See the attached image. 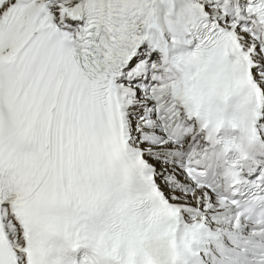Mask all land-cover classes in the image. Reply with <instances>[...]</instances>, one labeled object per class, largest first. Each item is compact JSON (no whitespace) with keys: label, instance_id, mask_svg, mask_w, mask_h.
<instances>
[{"label":"snow or ice","instance_id":"obj_1","mask_svg":"<svg viewBox=\"0 0 264 264\" xmlns=\"http://www.w3.org/2000/svg\"><path fill=\"white\" fill-rule=\"evenodd\" d=\"M262 135L264 0H0V264H188Z\"/></svg>","mask_w":264,"mask_h":264},{"label":"clouds","instance_id":"obj_2","mask_svg":"<svg viewBox=\"0 0 264 264\" xmlns=\"http://www.w3.org/2000/svg\"><path fill=\"white\" fill-rule=\"evenodd\" d=\"M256 147H257V144H254V143L245 145V148L243 151L244 158L241 160V164L243 165V167L238 169L240 173V179L242 181L246 179L244 175L246 171V166L249 161V158L251 157ZM226 158L228 159L234 158L231 151L226 154ZM260 183H264V182H260ZM241 190L242 191L244 190L243 187ZM253 191H255L254 188H253ZM237 212L241 213L239 217L240 223L238 227L235 226V217H236ZM226 215L228 217V220L232 222V227L229 228L227 223L221 225V227L225 231H239L242 229V227L246 225H252L255 231L252 232L250 230V234L255 238L264 237V204L257 201L253 196H249L248 198L241 199L239 209L233 208L230 211H227ZM196 245L197 243L193 244V251ZM246 247H247V243L241 242L237 247V251L235 253L236 256L243 257L245 255Z\"/></svg>","mask_w":264,"mask_h":264},{"label":"bare ground","instance_id":"obj_3","mask_svg":"<svg viewBox=\"0 0 264 264\" xmlns=\"http://www.w3.org/2000/svg\"><path fill=\"white\" fill-rule=\"evenodd\" d=\"M263 138H264V135H263ZM187 222L191 223V220L188 219ZM225 223L228 224L229 228L232 227V222H231V221L215 220V219H213L211 216H209L208 220L206 221L205 226H206V227H211V228H213L214 230H215V229H223V228L221 227V225H223V224H225Z\"/></svg>","mask_w":264,"mask_h":264}]
</instances>
